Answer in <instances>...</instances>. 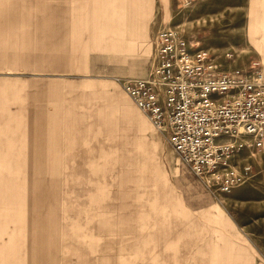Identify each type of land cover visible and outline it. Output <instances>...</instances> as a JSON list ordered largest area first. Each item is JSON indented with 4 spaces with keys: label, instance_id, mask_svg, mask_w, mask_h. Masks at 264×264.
Here are the masks:
<instances>
[{
    "label": "rangeland",
    "instance_id": "1",
    "mask_svg": "<svg viewBox=\"0 0 264 264\" xmlns=\"http://www.w3.org/2000/svg\"><path fill=\"white\" fill-rule=\"evenodd\" d=\"M252 2L0 0V264H66L67 237L81 221L96 231L99 213L112 216L119 196L174 177L166 136L116 79L150 76L165 28L232 69H264ZM60 19L76 25L66 29V53L82 67L92 61L90 72L33 76L40 61L31 48L41 46V27ZM238 162L252 165L254 177L216 199L217 251L215 237L204 248L217 264H264V151Z\"/></svg>",
    "mask_w": 264,
    "mask_h": 264
},
{
    "label": "built area",
    "instance_id": "2",
    "mask_svg": "<svg viewBox=\"0 0 264 264\" xmlns=\"http://www.w3.org/2000/svg\"><path fill=\"white\" fill-rule=\"evenodd\" d=\"M157 47L149 77L116 82L220 201L254 177L239 157L264 151L262 68L232 69L207 50H193L173 28L158 34Z\"/></svg>",
    "mask_w": 264,
    "mask_h": 264
},
{
    "label": "crops",
    "instance_id": "3",
    "mask_svg": "<svg viewBox=\"0 0 264 264\" xmlns=\"http://www.w3.org/2000/svg\"><path fill=\"white\" fill-rule=\"evenodd\" d=\"M252 3L256 7L251 15L255 35L253 46L259 57L257 61L264 63V0H253ZM61 20L48 21L41 27V46L31 48L32 58L40 61L32 64L35 67L33 76L90 72L92 61L82 67L66 53L65 47L69 43L66 29H76V25ZM36 32L34 29L33 41H37ZM260 66L264 73L261 62ZM147 135L146 144L149 133ZM154 142L156 144L157 141ZM175 163L172 179L166 176L162 183L151 188L140 185L136 193L130 190L128 194L121 195L122 201L119 196L113 204L117 205L114 218L113 215L107 217L105 211L99 213L94 224L96 231L81 221L76 235L72 233L67 237L66 264H217L216 257L212 262L205 248L207 237H215L213 250L217 251L219 202L201 187L178 155ZM245 229L242 227L241 230Z\"/></svg>",
    "mask_w": 264,
    "mask_h": 264
}]
</instances>
